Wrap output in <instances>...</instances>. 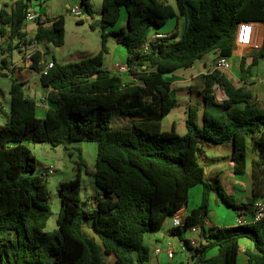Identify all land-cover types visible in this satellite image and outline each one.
I'll list each match as a JSON object with an SVG mask.
<instances>
[{
  "label": "trees",
  "instance_id": "1",
  "mask_svg": "<svg viewBox=\"0 0 264 264\" xmlns=\"http://www.w3.org/2000/svg\"><path fill=\"white\" fill-rule=\"evenodd\" d=\"M45 1L15 0L9 13L3 7L0 33L8 26L10 42L24 40L28 8ZM82 11L92 14L90 0H80L76 14ZM172 18L183 19L182 31L176 25L165 37L151 38V31L157 34ZM243 22L264 24V0H101L95 23L100 29L98 53L55 64L39 77L47 91L43 102L50 98L57 104L55 109L47 106L43 117L37 115L38 98L27 93L21 74L25 69L38 72L39 53L12 69L8 118L0 126V264H147L151 250L146 234L183 207L197 184L203 186L201 203L182 216L181 227L170 229L182 239L185 229L199 228L198 246L188 247L190 264H238L241 238L250 239L255 249L246 252L245 264H264V217L230 227L205 224L212 187L200 162L204 140L231 145L235 174L245 173L251 146L252 192L243 206L250 208L264 197V109L249 89L234 86L214 67L221 58L230 62L237 25ZM35 24L33 36L39 42L54 48L64 44L63 16L50 17L42 10ZM111 35L125 47L129 81L103 66ZM8 49H13L11 43ZM212 51V68L202 75L201 104L188 106L186 133L178 134L175 126L163 130L162 119L177 104L164 75L191 68ZM263 60L264 31L261 46L240 58L241 78L249 81ZM1 63L5 68L6 59ZM215 87L224 91V101L216 100ZM25 142L64 148L95 143L92 175L103 197L85 208L80 175L60 182L57 227L45 231L51 215L47 181L35 174L36 159ZM78 157L87 166L80 149ZM217 192L227 204L239 207L221 187ZM86 220L100 243L84 231Z\"/></svg>",
  "mask_w": 264,
  "mask_h": 264
},
{
  "label": "rangeland",
  "instance_id": "2",
  "mask_svg": "<svg viewBox=\"0 0 264 264\" xmlns=\"http://www.w3.org/2000/svg\"><path fill=\"white\" fill-rule=\"evenodd\" d=\"M15 0H0V10L4 7L9 13ZM92 7V14L82 11L78 14H73L67 8L65 0H46L42 3L41 7L38 3H32V7L35 11L40 13L44 10L47 14L53 16H63L65 19V39L64 44L60 46V53L65 58V63L77 62L85 59L87 56L98 52L101 44L100 29L95 25L96 21L100 17L101 12V0H90ZM174 4L173 1H171ZM81 19L82 23H78ZM175 23V18L169 19L161 29L167 28L169 22ZM91 24L94 27L91 28ZM0 21V27H1ZM182 23L178 26L179 32L182 31ZM5 32L0 33V126H3L7 122L8 110H9V97H10V81H11V70L16 67H20L18 60L20 59L21 47L17 39L10 40L9 28L5 26ZM174 29V28H173ZM26 32V31H25ZM114 37L113 35L111 36ZM11 43L13 49H8V45ZM17 44V45H16ZM15 45L17 47H15ZM256 49V48H254ZM213 56V51L204 55L203 59H210ZM50 59H48V58ZM6 59V66H13L12 69H3L1 59ZM48 60H52V53L46 54ZM209 68L205 69L203 73L198 74L196 77L190 79L184 83H173L172 84V95L177 99V104L172 108L170 113L166 115L161 121V128L165 131L171 130L172 126H175L178 134H185V119L187 117V110L190 104L199 102L202 100V90L204 87L202 75L213 65L212 60H207ZM19 63V64H18ZM253 68V67H252ZM198 69V61L188 69L178 70L180 74H190L196 72ZM264 73V60L259 67L255 68V71ZM197 73V72H196ZM2 74H7L3 76ZM23 80H26V85L34 86L38 91H44V88L40 82L39 75L33 70L25 69L22 73ZM166 80H172V76L164 75ZM221 93V91H219ZM43 108L37 107V115L43 117ZM200 116L197 119L200 124ZM29 147L36 159V170L35 174L43 175L47 181L48 192L50 196L49 204L51 209V215L47 220L45 231H52L57 227V220L60 210V199H59V185L62 181H68L75 178L77 174L81 178V187L79 190V196L81 198L82 206L85 208H93L95 201L98 198L103 197L101 190L95 185L92 171L96 159V144L93 142H79L72 143L63 146L53 147L48 142H25ZM211 145V146H210ZM213 142L203 141L201 144V157L200 162L209 163L216 153L225 155L222 152V146L213 147ZM78 149L82 152V157L87 163L79 164ZM208 157V158H206ZM205 158V159H204ZM229 198V197H228ZM231 200V198H230ZM209 202V201H208ZM209 211V205H208ZM171 225V219L166 220L165 225ZM168 225V226H169ZM84 231L93 235L97 242L100 243L99 238L94 234L91 227V222L86 220L84 223ZM147 235L145 236V242L147 243ZM160 264H175L179 259V254H175L172 259H169L165 252L159 255Z\"/></svg>",
  "mask_w": 264,
  "mask_h": 264
},
{
  "label": "crops",
  "instance_id": "3",
  "mask_svg": "<svg viewBox=\"0 0 264 264\" xmlns=\"http://www.w3.org/2000/svg\"><path fill=\"white\" fill-rule=\"evenodd\" d=\"M67 3V8L70 9L75 5H79L80 0H65ZM50 17H56L51 14H48ZM176 25H183L182 18H175ZM175 23L169 22L167 28L159 29L157 34H168L173 31ZM243 25L241 31L240 26ZM36 28L35 23H25L24 30L26 31V37H31L34 34ZM263 31L264 24L258 22H249V23H239L237 25L236 30V38H235V49L233 50L232 57L230 58V69L228 71L223 72L228 80L234 86H243L249 89L252 93V100H257L260 104V107L264 109V73L262 72H252V78L249 81H245L241 78L240 73V58L241 56L249 53L254 48L258 49L263 40ZM151 34H156L154 31H151ZM112 36V35H111ZM109 36L107 40L108 51L103 56V66L109 70L115 71L118 73L116 66L126 65V51L125 47L117 42L116 36L113 38ZM45 53H52V60L55 61L56 64H67L64 61L65 58L60 53V47L54 48L51 45H47ZM100 49V48H99ZM99 51V50H98ZM98 52L87 56L91 57ZM204 57V56H203ZM202 59L198 61V69L197 73L190 74H180L177 71L170 73L168 75L172 76V80H168L173 83H184L190 81V79L196 77L198 74L203 73L204 70L209 68V64L207 60H212L215 57V53L213 52V56L210 59ZM48 58V57H47ZM50 59V58H48ZM73 63V62H70ZM182 70V69H180ZM120 74V73H119ZM123 81H129L131 78L128 74H120ZM166 75V74H165ZM27 93L31 96L38 98V106L43 108V113L46 110V103L43 102V98L46 96L47 91L44 88V91H38L37 88L30 85H25ZM202 101V100H201ZM199 103V102H198ZM44 115V114H43ZM211 146V145H210ZM222 146V152L225 155H221L216 153L213 159L209 163H203L205 179L208 183L211 184L212 189L209 190V212L205 219L206 226H216V227H230L236 226V218L238 215L242 214L246 219V223H251L252 221V207L245 208L243 204L248 200L251 196L252 192V178H251V163L255 158V152L252 147H248L247 151V167L246 171L243 174H235L232 168V162L230 160L231 156V145L230 144H219L213 145V147ZM208 158V157H206ZM205 159V158H204ZM221 187L225 194L231 196L233 198V202L238 205V208H235L226 203V201L218 194L217 188ZM203 195V186L201 184H197L193 186L189 190L187 203L181 207L178 211L181 214H187L192 209L199 206L202 200ZM172 218V217H171ZM169 218L168 220H170ZM166 222V221H165ZM169 225V224H168ZM165 225L154 232H150L147 235V244L151 250V257L147 264H160L159 255L155 254L154 250L159 247H163L165 242L168 240H172L173 242L178 241L177 236H173L171 234V225ZM93 231V230H92ZM95 238L93 235H90ZM96 240V238H95ZM97 241V240H96ZM239 251L237 257L238 264H245L247 262V254L246 252H254V244L248 238H241L239 240ZM215 254V250L212 251ZM211 252V254H212ZM179 254V259L175 262V264H179L180 262H184L187 264L191 263V251H177L175 254ZM175 256V255H174Z\"/></svg>",
  "mask_w": 264,
  "mask_h": 264
},
{
  "label": "built area",
  "instance_id": "4",
  "mask_svg": "<svg viewBox=\"0 0 264 264\" xmlns=\"http://www.w3.org/2000/svg\"><path fill=\"white\" fill-rule=\"evenodd\" d=\"M79 5H75L69 9V11L73 14H76L78 12ZM39 13L33 9V7H29L26 15H25V23L31 22V23H36V20L38 18ZM243 23H249V22H243ZM25 28V26H24ZM165 37V34H155L151 38H161ZM236 38V36H235ZM20 47H21V54H20V59L18 60L19 65H25L28 62L32 61V58L35 56L36 53H39V57L37 59V65L39 67V70L37 74L39 77L44 76L48 73L50 69H52L55 66V61L54 60H48L46 58V45L44 43L39 42L35 37L32 35L31 37H25L24 40L19 42ZM148 42L145 43L144 45L141 46V50L143 52H146L148 50ZM11 66H6L5 69H12ZM214 67L221 71L222 73L225 71H228L231 67L230 62L225 59L221 58L215 62ZM3 68V67H2ZM4 69V68H3ZM116 69L118 73L120 74H128L129 68L127 65H119L116 66ZM221 91V93H219ZM215 97L218 102L224 101L227 97L224 93V91L219 88L215 87ZM182 216L181 212L177 211L174 213V215L171 218V227H181L182 224ZM264 217V197H261L257 199L253 205H252V221L255 222ZM236 223L237 225L245 224L246 219L242 214L238 215L236 218ZM199 228L196 226L189 227L184 230L183 233V238L178 239L177 242H173L172 240H168L165 242V245L163 247L156 248L154 250L155 254H160L162 252H165L167 257L169 259H172L177 251H187L188 247H196L199 244Z\"/></svg>",
  "mask_w": 264,
  "mask_h": 264
},
{
  "label": "water",
  "instance_id": "5",
  "mask_svg": "<svg viewBox=\"0 0 264 264\" xmlns=\"http://www.w3.org/2000/svg\"><path fill=\"white\" fill-rule=\"evenodd\" d=\"M261 23H262V22H261ZM31 97L34 98L33 95H31ZM46 103H47V106L50 107V108H52V109L57 108V104H56L54 101H52L50 98H48V99L46 100Z\"/></svg>",
  "mask_w": 264,
  "mask_h": 264
}]
</instances>
